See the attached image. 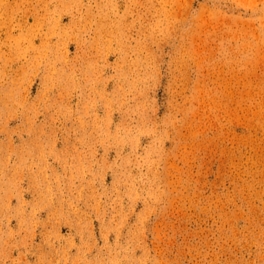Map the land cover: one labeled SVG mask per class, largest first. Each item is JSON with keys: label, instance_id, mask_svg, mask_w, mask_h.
Instances as JSON below:
<instances>
[{"label": "rangeland", "instance_id": "obj_1", "mask_svg": "<svg viewBox=\"0 0 264 264\" xmlns=\"http://www.w3.org/2000/svg\"><path fill=\"white\" fill-rule=\"evenodd\" d=\"M0 264H264V0H0Z\"/></svg>", "mask_w": 264, "mask_h": 264}]
</instances>
